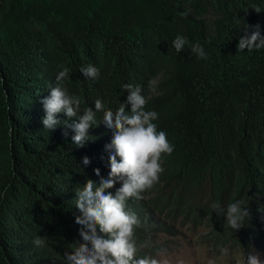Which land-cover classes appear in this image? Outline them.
<instances>
[{"label":"trees","instance_id":"obj_1","mask_svg":"<svg viewBox=\"0 0 264 264\" xmlns=\"http://www.w3.org/2000/svg\"><path fill=\"white\" fill-rule=\"evenodd\" d=\"M257 24L264 35V0H0V264H66L65 253L82 242L75 190L110 171L113 134L103 123L89 129L84 147L72 142L63 113L55 130L42 124L41 100L61 65L81 114L96 99L115 111L125 84L141 86L158 131L175 146L162 157L159 182L127 202L140 222L138 242L149 245L141 255L158 258L180 229L196 230L217 254H264V49H237L247 25ZM177 35L201 45L207 59L188 45L177 54ZM89 64L99 79L82 75ZM237 200L250 216L234 232L211 204L227 209Z\"/></svg>","mask_w":264,"mask_h":264},{"label":"clouds","instance_id":"obj_2","mask_svg":"<svg viewBox=\"0 0 264 264\" xmlns=\"http://www.w3.org/2000/svg\"><path fill=\"white\" fill-rule=\"evenodd\" d=\"M254 10L260 13V8ZM186 16L187 12L181 13ZM239 38L238 52L259 51L264 49V35L260 25L250 26L243 30ZM190 46L191 52L200 59H207V53L199 45H190L186 37L177 35L172 46L177 54L185 46ZM62 70L56 75L57 84L50 89V95L41 100L45 116L42 124L47 130H55L62 123L57 119L61 113L68 118L64 123L74 135L72 142L78 147H84L88 142L89 129L103 123L112 132V140L105 146L109 155L110 171L107 178H100L99 183L88 179L82 188L75 190L76 208L79 215L75 223L80 226L79 236L82 242L71 253H65L66 264H167L150 255L140 253L148 243H139L135 229L139 227V219L134 212L127 210L129 199H144L143 193L156 185L165 169L162 157L170 156L174 151L164 131H158L154 121L159 114L147 110L148 98L143 95L139 85L125 84L128 92L126 101L113 111L107 108L101 99L94 101L95 110L91 107L83 109L81 114V99L70 95L62 82L70 79V69L61 65ZM80 72L85 78L97 80L100 77L99 68L89 64L81 67ZM155 81H149V89L155 91ZM130 105V111L127 110ZM102 112V120H97V113ZM69 121L71 123H69ZM67 135V133H65ZM119 158V159H118ZM88 157L83 158V164L88 165ZM97 177H101L100 169H94ZM120 184V187H116ZM115 189V191H111ZM217 216H225L227 225L234 231L244 227L250 212L244 206L243 200L229 203L225 209L219 201L211 204ZM36 247L45 245L44 238L36 236L33 240ZM227 255L228 249H221ZM162 250L160 254H164ZM244 264H264L258 253L247 254Z\"/></svg>","mask_w":264,"mask_h":264},{"label":"rangeland","instance_id":"obj_3","mask_svg":"<svg viewBox=\"0 0 264 264\" xmlns=\"http://www.w3.org/2000/svg\"><path fill=\"white\" fill-rule=\"evenodd\" d=\"M177 221L176 226L179 227ZM201 233L207 229L198 227ZM179 236L175 241L167 243V249L164 254L158 255V260L167 261V264H244L246 253L240 250H228L227 255L217 254L215 250H209L204 244L199 243L196 230L192 234L179 230ZM264 252V250H263ZM261 261H264V254L259 253Z\"/></svg>","mask_w":264,"mask_h":264}]
</instances>
